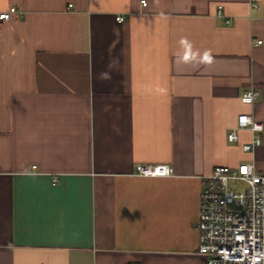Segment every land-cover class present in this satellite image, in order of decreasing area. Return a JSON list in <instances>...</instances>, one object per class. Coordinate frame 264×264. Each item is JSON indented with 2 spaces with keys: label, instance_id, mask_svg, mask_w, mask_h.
<instances>
[{
  "label": "crops",
  "instance_id": "0c3cea01",
  "mask_svg": "<svg viewBox=\"0 0 264 264\" xmlns=\"http://www.w3.org/2000/svg\"><path fill=\"white\" fill-rule=\"evenodd\" d=\"M12 6L0 264H206L203 176L242 162L264 175V132L254 152L248 130L228 141L239 114L264 123V0H0Z\"/></svg>",
  "mask_w": 264,
  "mask_h": 264
},
{
  "label": "built area",
  "instance_id": "2783aa9c",
  "mask_svg": "<svg viewBox=\"0 0 264 264\" xmlns=\"http://www.w3.org/2000/svg\"><path fill=\"white\" fill-rule=\"evenodd\" d=\"M20 12L16 6L0 11V23ZM218 14H224L222 5L218 6ZM117 19L123 21L125 17L119 15ZM259 96V90L250 88L244 91L241 100L253 104ZM240 130L252 134L242 149L254 152L262 143L264 123L250 113H241L228 132V141L238 142ZM136 173L169 176L173 168L169 164L138 163ZM196 228L200 241L198 253L206 258V264H264V175L257 171L254 163L217 165L203 176Z\"/></svg>",
  "mask_w": 264,
  "mask_h": 264
},
{
  "label": "clouds",
  "instance_id": "9594fccd",
  "mask_svg": "<svg viewBox=\"0 0 264 264\" xmlns=\"http://www.w3.org/2000/svg\"><path fill=\"white\" fill-rule=\"evenodd\" d=\"M181 43H182V44H186L187 41H186V40H182ZM185 59H187V57H186Z\"/></svg>",
  "mask_w": 264,
  "mask_h": 264
}]
</instances>
